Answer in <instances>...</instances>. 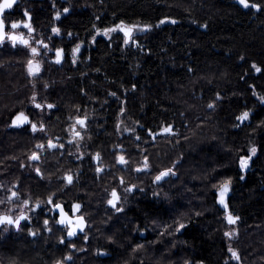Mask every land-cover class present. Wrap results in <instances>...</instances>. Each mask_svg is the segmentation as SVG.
<instances>
[{
  "label": "trees",
  "instance_id": "16d2710c",
  "mask_svg": "<svg viewBox=\"0 0 264 264\" xmlns=\"http://www.w3.org/2000/svg\"><path fill=\"white\" fill-rule=\"evenodd\" d=\"M252 2L261 10L245 9L237 0H93L77 11L80 32L122 21L151 28L139 32L137 46L125 49L120 41L110 47L99 38L85 62L90 71L53 91L65 92L66 105L80 99L88 110L101 112L96 119L111 136L125 103L123 120L128 128L141 129L150 168L175 172L160 181L159 207L145 201L134 210L143 217L149 238L139 241L134 230L122 227L115 256L94 264H264V105L256 100L264 95V0ZM165 18L177 23L160 24ZM21 63L19 51L0 52V175L6 176L37 174L28 159L36 151L35 135L2 125L29 106L30 95L40 99L35 89L40 76L26 75ZM254 104L252 123L240 126L237 117ZM168 125L175 135L153 139L149 134ZM251 145L257 154L244 173L239 158L249 154ZM228 179L237 225L227 223L217 203V189ZM174 221L186 227L165 232ZM233 227L237 234L225 236ZM230 247L240 260L232 258ZM45 256L31 244L0 241V261L50 264Z\"/></svg>",
  "mask_w": 264,
  "mask_h": 264
},
{
  "label": "flooded vegetation",
  "instance_id": "af4514ba",
  "mask_svg": "<svg viewBox=\"0 0 264 264\" xmlns=\"http://www.w3.org/2000/svg\"><path fill=\"white\" fill-rule=\"evenodd\" d=\"M91 4H93V0H17L13 8L6 10L3 14L6 24L18 22L31 24L34 29L32 32L23 26L18 29H6V31H11L13 34L29 40L30 47L37 48L39 54L33 57L30 47L19 43L13 47L11 41L8 40L0 44V52L2 50L12 53L19 51L22 58V69L30 77L34 76L28 73V61L32 59L34 64L39 62L41 71L36 77L40 76L39 83L41 84L36 85L35 89H40L41 95L40 99L36 97V102L42 105L52 104L54 107L51 109L45 107L43 111L37 109L31 103L32 96L30 95L27 108L22 107L14 111L8 120L2 121V125L7 129H23L26 133L35 135L34 148L40 159L30 164V170L36 172L35 168L39 167L41 175H0V185L3 186L0 187V199H6L10 191L13 190L20 193L19 200L0 205V212L11 208L14 214H18L22 201L28 199L30 203L23 210L31 217L29 221L22 222L19 231L13 227H9L7 231H0V241L15 242L25 248L31 244L38 250L43 249L47 255L45 257L51 262L50 264H56L57 261L63 260L68 255H71L72 259L65 261V264H94L111 259L116 254L114 245L117 244V239L120 237V228L134 230V235L138 234L139 241L149 238L150 231L142 225L143 217L141 219L137 216L134 210L145 201L153 202L157 207L161 204L160 182H154L156 176L154 174L158 175L159 171L151 169L150 166L144 171H134L137 167H143L145 142L141 129L125 131V129H130L123 120L125 103L122 102L123 113H121L122 108L118 111L115 132L111 136L107 135L106 131L104 132L101 122L96 119L101 112L88 110L89 107L81 105L80 99H75L74 102L66 105L63 101L69 100V97L65 92L63 90L53 91L57 84L65 85L70 82L69 80L75 82L76 74L81 76L85 75L86 71H90L91 67L85 62L90 61L92 51L97 47L99 38L108 42L110 47L118 41L124 49L129 45L137 46L138 44L139 31L133 33L135 43L125 44L124 34L120 31L112 32L109 36L97 35V29L103 30L98 24H94L90 32L76 30L77 11L80 8L86 9V6ZM65 8L68 9V12H64ZM25 11L28 12L30 20L29 16L24 15ZM58 13L59 18H57ZM120 23L107 28H113ZM124 25L131 24L124 22ZM53 28H59V34L54 33ZM69 33L72 35L69 36ZM94 37L95 39H93ZM37 41L47 44L48 48L45 49L43 44L37 43ZM77 44H80L81 48L76 53V62L73 63L72 50ZM57 49H63V59L60 64L55 63ZM53 92L57 95L51 94ZM262 96L264 95L259 94L256 100L259 104L264 105L260 99ZM59 100L64 105L59 106L57 104ZM70 106L73 109H69ZM256 109L257 105L254 104L251 109L245 110L250 113L249 119L243 122L237 119L239 125L251 124ZM20 111L25 112L33 122L43 123L45 131L33 133L28 125L21 128L10 126L13 118ZM85 116L87 117L86 128H80L79 125L75 127V130L81 132L83 139L73 140V125L77 118L82 119ZM117 125H119V129ZM50 139L57 144H63L64 147L54 149L45 147L43 150L36 148L37 144L47 145V141ZM130 148L134 149L131 153H129ZM97 153L100 154L99 160L95 159ZM256 154L252 157L247 169L242 170L239 166L242 172L246 173L250 170ZM120 155H124L129 161L127 165L117 163V157ZM130 155L134 158L131 159ZM248 155H250V151ZM54 158L57 160L53 161ZM53 162L56 164L54 165ZM47 163L51 165L49 169ZM98 167L103 168V171L97 172ZM65 174L73 175L74 180L71 185H67L63 179ZM121 177L125 181L124 185L119 182ZM133 184L137 185V188L126 194L124 187ZM113 189H116L120 194L121 199L118 206L122 207L121 212H116L107 204ZM53 193L56 194L53 197V203L62 204L64 211L74 222L78 216L84 217L87 226L83 232H78L73 237H67L68 229L54 222L59 220L60 216L57 211H49L52 205L44 203L39 208H35L37 201H46ZM154 193H159V195H154ZM76 203H79L81 208L78 212L73 213L70 209ZM30 208H35V212H28ZM220 209L225 217V210L221 207ZM230 212L239 217L231 208ZM156 216L159 217V214ZM158 217L153 219L156 230H159ZM45 219L49 220L48 227L51 228V231H48L43 225ZM29 230L38 231V235H29ZM124 234L128 235L125 232ZM61 237H64L63 243L60 242ZM157 237L159 238L158 235ZM98 252H104L105 255H98ZM23 261L12 258L8 264H29ZM0 264H7V260H1Z\"/></svg>",
  "mask_w": 264,
  "mask_h": 264
},
{
  "label": "snow or ice",
  "instance_id": "6c2138e0",
  "mask_svg": "<svg viewBox=\"0 0 264 264\" xmlns=\"http://www.w3.org/2000/svg\"><path fill=\"white\" fill-rule=\"evenodd\" d=\"M237 2L239 3V5L243 6V8L248 9V8H253L256 9L257 11L261 10L262 6L260 4L254 3L252 2V0H237ZM17 3V0H0V44H3L6 40L11 41L12 46L15 47L17 43L19 44H23L26 47H30V42L29 40L23 39L22 36H17L15 34H13L11 31H6V29H18L21 26H23L24 28H27L29 32L34 31V29L32 28L31 24L29 22H18V23H10V24H6L5 23V18L3 17V14L5 13L6 10L12 9L13 5ZM64 12H68V9L65 8ZM25 16H29L28 12L25 11L24 13ZM57 18H59V13L57 14ZM29 20H30V16H29ZM166 22H170V23H177L176 20L174 19H170V18H165L163 20L160 21V24H164ZM159 26V25H157ZM151 28V25H130V26H125L124 22L122 21L120 24L116 25L113 28H106L103 30L97 29V35H104V36H109L110 33L112 32H116V31H120L124 34V43L128 44L130 42L135 43V41L133 40V33L136 31H147L148 29ZM53 32L59 34L60 30L59 28H53ZM69 36L72 35V33L68 34ZM95 39V37L93 38ZM37 43L43 44L42 41H37ZM43 47L45 49L48 48L47 44H43ZM81 45L77 44L76 47L72 50V59H73V63L76 62V53H78L80 51ZM30 51L33 54V57H35L38 53V49L35 47H30ZM63 59V49H57L56 50V59H55V63L60 64L62 62ZM256 72H260L262 69L257 67L256 65L252 66ZM41 71V67L39 62H36L34 64L33 60L30 59L28 61V73L31 76H36L39 74V72ZM112 95H115V93H112ZM261 102H264V96H262L261 98ZM31 103L33 104V106L37 109H41L42 111L44 110V108H48L51 109L54 107V105L52 104H47V105H42L40 103L36 102V94H33V96L31 97ZM209 108L214 107L213 104H209L208 105ZM121 112H123V108L121 109ZM250 113L245 111L243 112L240 116L237 117V119L241 122L246 121L249 119ZM86 121H87V117L85 116L84 118L80 119L77 118L75 125H73V130H74V135H73V140H76L77 138L79 139H83V137L81 136V132L78 130H75L76 125H79L80 128H86ZM25 125L30 126V130L33 133L36 132H44L45 131V125L43 123L37 124L36 122H33V120L30 119V117L25 114V112L20 111L18 112L15 117L12 120V123L10 126L12 127H16V128H21ZM117 128L119 129V125H117ZM125 131H132L131 129H125ZM158 134H168V135H175V131L172 127V125H168L166 127H162L161 132L160 133H152V137L153 139H155V136ZM59 139V138H57ZM137 139H139V137H137ZM71 143V141H70ZM45 147L49 148V149H54V148H63L64 145L63 144H57L55 142H53V140H48L47 141V145L41 143V144H37L36 148L43 150ZM257 152V148L255 146H253L250 149V155H248L247 157H240L239 158V166L242 170H245L249 167V162L252 160V157L256 154ZM30 161H38L40 159V156L37 152H33L32 155L28 158ZM95 159L99 160L100 159V154L97 153L95 156ZM117 163L121 164V165H127L129 163V161L125 158L124 155H120L117 157ZM21 167H23V165H21ZM149 167L148 163H147V157H145V161L143 164V167H137L134 169V171L136 172H140V171H144ZM35 171L37 173V175H41V170L39 167L35 168ZM97 172H102L103 168H97L96 169ZM170 175H175L174 169L173 168H167L164 169L162 171L159 172L158 175L155 176V180L154 182H160L162 180L165 179V177H168ZM63 179L66 181L67 185H71L73 183L74 177L71 174H65V176L63 177ZM240 179H244L243 176L240 177ZM119 182L121 185L125 184V181L123 179V177L119 178ZM230 185H231V180H225L222 183H220L219 187H218V203L220 205L223 206V208L225 209L226 212V216L225 219L227 221L228 224L231 225H235L237 220L239 219V217L237 216H233L231 214L230 211H228V204L226 203V196L230 190ZM0 187H3L2 185H0ZM213 187H216V185H213ZM137 188V185H128L124 187V192L127 193H131L133 192L135 189ZM56 194L53 193L52 195H50L46 201H37L35 208H39L42 204L47 203L49 205H52V207L49 209V211H57L59 213L60 219L59 220H55L54 222L60 225L65 226L68 230H67V237H73L76 236L78 232H83L86 225V221L84 219V217L78 216L75 220V222L73 221V219L71 217L68 216V213L64 211V206L60 203H53V197ZM111 198L108 199L107 204L109 206H111V208H113L116 212H121L122 211V207L118 206V203L121 199L120 194L118 193V191L116 189H113L111 192ZM154 195H159V193H154ZM19 196L20 193L18 191H10V194L6 197V199H0V205L5 204L6 202H13L15 200H19ZM126 198V197H125ZM30 201L28 199H25L22 201V206L18 212V214H14L12 212V209L9 208L7 209V211L4 212H0V231H7L9 227H13L16 230H21V224L23 221H29L31 219V217L27 214L26 211H24V208H27V206L29 205ZM35 208H30L28 209V212H35ZM81 208V205L79 203L73 204L72 208L70 209V211H72L73 213L78 212ZM43 225L45 226V228L48 231H51V228L48 227L49 226V220L45 219L43 221ZM186 227V224L181 222V221H174L172 225H167L165 227V232H167L168 229L170 228H174V231L179 233L181 232V230H183ZM29 235L31 236H37L38 235V231H32L29 230ZM162 235L164 233H161ZM171 234V233H168ZM237 233L235 231L232 232H225V236L227 237H233L235 236ZM60 242L63 243L64 242V237L60 238ZM73 247H75V245H73ZM143 245H138L137 249L142 248ZM229 252H231L232 258L236 259V260H240V255L239 252L235 249H232L231 247L229 248ZM98 255H105L104 252H98ZM72 257L71 255H68L66 257H64L63 260H59L56 262V264H65V261L67 260H71Z\"/></svg>",
  "mask_w": 264,
  "mask_h": 264
},
{
  "label": "water",
  "instance_id": "95a60500",
  "mask_svg": "<svg viewBox=\"0 0 264 264\" xmlns=\"http://www.w3.org/2000/svg\"><path fill=\"white\" fill-rule=\"evenodd\" d=\"M172 127H173V125H172ZM160 132H161V129H160L159 131L155 132V133H160ZM158 135H160V134H158ZM158 135H156L155 138H156ZM230 193H231V188H230V190H229V192H228V194H227V196H226V198H225L226 203L228 204V206H229V196H230ZM218 199H219V196H218V198H217V202H218ZM218 204H219V203H218ZM219 206H220L223 210H225V209L223 208L222 205L219 204ZM228 211H230V207H228ZM232 215H233V214H232ZM233 216H234V215H233Z\"/></svg>",
  "mask_w": 264,
  "mask_h": 264
},
{
  "label": "rangeland",
  "instance_id": "374dc122",
  "mask_svg": "<svg viewBox=\"0 0 264 264\" xmlns=\"http://www.w3.org/2000/svg\"><path fill=\"white\" fill-rule=\"evenodd\" d=\"M139 32H141V31H139ZM39 90H40V89H39ZM39 90L36 89L37 92H38ZM27 107H28V106H27ZM27 107H23V108H27ZM121 113H123V112H121ZM163 135H166V134H163ZM250 147H252V145H251ZM133 150H134V149H131V148H130V149H129V153H131V151H133ZM130 156H131V155H130ZM130 156H129V157H130ZM132 158H134V157L131 156V159H132ZM159 172H160V170H159ZM154 175H157V173H155ZM228 180H229V179H228ZM231 182H232V179H231ZM160 192H161V190H160ZM229 225H231V224H229ZM232 231H235V232H236V228L233 227L232 229H230V232H232ZM163 251H164V250H163ZM9 260H11V259H7V264L9 263Z\"/></svg>",
  "mask_w": 264,
  "mask_h": 264
},
{
  "label": "bare ground",
  "instance_id": "6f19581e",
  "mask_svg": "<svg viewBox=\"0 0 264 264\" xmlns=\"http://www.w3.org/2000/svg\"><path fill=\"white\" fill-rule=\"evenodd\" d=\"M132 25V24H131ZM134 25H136V24H134ZM130 26V25H129ZM133 122V121H132ZM131 124V123H130ZM132 127H134V126H132ZM152 132V131H151ZM149 134H151V133H149ZM231 188V187H230ZM217 193H218V190H217ZM218 198V197H217Z\"/></svg>",
  "mask_w": 264,
  "mask_h": 264
}]
</instances>
